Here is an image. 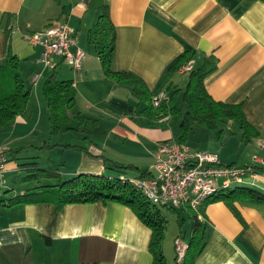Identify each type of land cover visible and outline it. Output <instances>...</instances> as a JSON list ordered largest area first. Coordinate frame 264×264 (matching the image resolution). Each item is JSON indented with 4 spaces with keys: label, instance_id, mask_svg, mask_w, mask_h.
Masks as SVG:
<instances>
[{
    "label": "crops",
    "instance_id": "1",
    "mask_svg": "<svg viewBox=\"0 0 264 264\" xmlns=\"http://www.w3.org/2000/svg\"><path fill=\"white\" fill-rule=\"evenodd\" d=\"M105 13L116 33L112 70L142 78L151 98L161 90L168 99L174 95L175 114L158 117L154 108L149 114L150 98L106 73L90 39ZM54 21L76 29L86 53L80 68L60 57L45 66L39 61L42 48L25 39L26 32ZM186 46L193 51L192 70L209 69L208 93L217 101L242 103L253 125L245 139L237 119L215 128L196 124L186 143L217 152L225 164L245 165L264 156V0H0V64L15 54L32 88L28 111L0 129V146L9 154L2 195L38 192L79 173L114 176L111 162L131 165L125 173L130 178L153 174L158 144L178 141L182 133L192 70L164 78ZM53 73L76 88L77 116L59 132H53L43 93ZM40 169L58 176L39 174ZM234 207L236 212L222 199L205 205L198 219L205 246L193 264H264V204L235 201ZM163 211L169 220L163 242L167 264H183L175 260L174 240L181 235L190 244L196 217L184 206ZM169 212L176 215L174 229ZM151 236L135 212L116 201L60 207L31 201L0 208V264H153Z\"/></svg>",
    "mask_w": 264,
    "mask_h": 264
},
{
    "label": "trees",
    "instance_id": "2",
    "mask_svg": "<svg viewBox=\"0 0 264 264\" xmlns=\"http://www.w3.org/2000/svg\"><path fill=\"white\" fill-rule=\"evenodd\" d=\"M115 37L114 25L109 15L105 13L99 26L92 30L90 39L97 50L106 73L131 84L137 93L151 100L150 93L147 91V86L142 78L133 72L112 70L111 63L115 52ZM192 57L193 51L189 46H186L184 52L169 67L164 81L169 80L172 74L187 64ZM208 72L209 69L206 68L191 71L190 81L184 93V100L188 109L182 118V133L178 142L186 143L188 134L196 124L215 128L219 122L225 119L239 120L244 130V138L249 139L253 125L246 118L243 104L215 100L208 93L205 85V77ZM43 93L49 106L53 132H59L65 124L77 116L72 112L76 105L74 83L71 80H60L57 78L56 73H53L45 82ZM173 97L174 95L163 100L159 107H154L151 102L148 107L149 114L153 108L158 117L175 114L179 110L175 106ZM31 99L32 88L27 85L21 75L18 57L11 53L8 55L6 62L0 64V129L8 126L17 116L25 114L28 111ZM105 161L107 160L105 159ZM106 164H108V161ZM107 167L115 171L116 175L79 173L69 179L60 181L56 185L40 186L38 192H27L11 198L0 195V208H8L15 204L31 201H52L59 207L69 203L120 202L129 206L151 229L150 249L154 256L153 264H167L163 242L169 220L163 211V206L150 202L130 180L122 179V176L127 177L125 175L127 170L133 168L131 165L111 162ZM39 174L58 176L57 173L45 169H40ZM147 174L143 173L142 175ZM220 199L225 200L236 212L235 201L264 204V192L251 185L235 186L228 190L219 191L202 206L201 210H204L208 202ZM193 214L197 223L183 264H193L194 257L205 246V234L201 228V223L197 215L194 212ZM175 260L177 261V256Z\"/></svg>",
    "mask_w": 264,
    "mask_h": 264
},
{
    "label": "built area",
    "instance_id": "3",
    "mask_svg": "<svg viewBox=\"0 0 264 264\" xmlns=\"http://www.w3.org/2000/svg\"><path fill=\"white\" fill-rule=\"evenodd\" d=\"M25 39L42 48L39 61L52 66V58L60 57L71 67H81L86 56L78 46L77 31L68 23L51 22L44 29L24 34ZM192 62L180 70L191 71ZM167 94L164 90L152 96L154 107H159ZM264 149V142L261 143ZM9 156L7 148L0 146V184L6 183L5 172ZM153 174L141 177H125L130 180L152 203L161 206L187 207L198 218L203 217L202 206L221 190L239 185L256 186L264 181V156L255 155L245 165L225 164L219 154L193 150L187 143L165 141L157 146ZM177 261L187 256L189 243L179 235L174 240Z\"/></svg>",
    "mask_w": 264,
    "mask_h": 264
},
{
    "label": "rangeland",
    "instance_id": "4",
    "mask_svg": "<svg viewBox=\"0 0 264 264\" xmlns=\"http://www.w3.org/2000/svg\"><path fill=\"white\" fill-rule=\"evenodd\" d=\"M256 189L264 192V187H262V186H258ZM4 193H5V191L0 188V195H2ZM169 216L171 217V223H170L171 225H170V227L174 229L176 227V224H177L176 223V215H175V213H170L169 212Z\"/></svg>",
    "mask_w": 264,
    "mask_h": 264
}]
</instances>
